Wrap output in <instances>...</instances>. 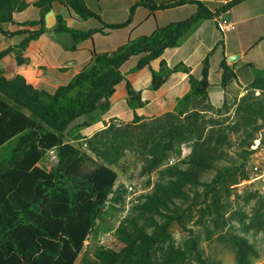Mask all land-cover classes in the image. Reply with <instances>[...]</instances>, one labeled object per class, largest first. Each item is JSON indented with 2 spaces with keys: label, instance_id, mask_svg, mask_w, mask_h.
I'll use <instances>...</instances> for the list:
<instances>
[{
  "label": "trees",
  "instance_id": "1",
  "mask_svg": "<svg viewBox=\"0 0 264 264\" xmlns=\"http://www.w3.org/2000/svg\"><path fill=\"white\" fill-rule=\"evenodd\" d=\"M244 1L247 0H229L212 11L200 0L161 3L133 0L127 20L111 25L103 23L89 10L85 0H36L33 6L39 10V19L21 26L29 24L39 26V29L9 31L6 25L16 24L15 14L30 5L27 0H0V36H24L18 44L1 51L0 59L13 55L17 66L26 64L23 54L29 44L47 34V18L53 15L54 3L82 21L93 19L101 24L100 28L82 31L68 27L61 15H56L55 25L50 29L56 35L70 38L71 45L66 49L71 52L76 51L77 44L92 41L97 34L106 36V30L126 28L138 8L154 14L188 4L195 6V12L186 20L158 27L149 36L129 39L111 52H92L89 65L53 94L33 87L21 75L7 79L0 72V264H76L84 243L102 221L106 206L122 200L120 190L114 194L118 175L112 165L119 162L125 147L138 148L148 165L146 170L151 171L169 154L180 156L179 146L190 140L193 142L190 156L186 161H179L184 169L177 165L167 169L169 179L144 195L143 202L138 205L143 224H139V219L127 218L118 228L117 240L123 244L122 249H98L92 258L83 257L80 264H187L192 260L205 264L194 239L190 238L184 249L174 245L169 228L174 222L180 223L181 217L174 215L172 210H176V201L187 197L186 187L203 188L202 198L210 200L204 209L222 219L221 199L217 191L214 193L215 188L234 185L240 177L245 178L239 172L248 160L255 133L264 128V124H258L261 118L264 120V104L255 109L252 100L243 97L237 110L238 114L243 113L240 121L226 126L215 119L205 121V115L216 110L207 92L208 57L203 61L200 80L195 79L185 65L171 69L162 61L157 72L151 71L152 91L159 90L171 75L179 72L188 75L189 79L190 91L178 102L173 113L151 121L134 114L132 123L112 121L89 139L80 135V129L89 127L91 122L108 112L110 98L122 82H125L127 106L132 111L144 107L140 93L125 80L120 70L130 58L140 57L132 72L147 68L165 50L179 47L202 22L217 20ZM221 69V87L225 93L223 105L226 106L228 88L236 74L225 60ZM250 89L260 90L264 95V78L255 77ZM84 116L91 117V121L71 127ZM233 132L243 133L251 140L242 144L247 151L237 155L242 164L238 169L230 165L216 168L214 163L224 156L222 149L228 145ZM83 139L87 140L85 145L89 151L102 159L101 163L74 145ZM52 151L57 163L51 170H46L40 164ZM212 169L215 170L214 180L201 182L202 174ZM147 227L153 231L149 232ZM231 243L237 264H251L255 249L239 235H232ZM163 244L166 248L158 260L153 261L157 248Z\"/></svg>",
  "mask_w": 264,
  "mask_h": 264
},
{
  "label": "rangeland",
  "instance_id": "2",
  "mask_svg": "<svg viewBox=\"0 0 264 264\" xmlns=\"http://www.w3.org/2000/svg\"><path fill=\"white\" fill-rule=\"evenodd\" d=\"M27 1L30 6L25 11L15 14L14 20L16 24L6 25L7 30L35 31L39 29V26L29 24L21 26L31 21H37L40 16L39 10L33 6L36 0ZM132 3L133 0H85L86 7L97 14L105 24L124 23L128 18ZM56 15H61L65 21L68 20L69 26L78 28L69 18L73 17L79 20L80 18L58 3L53 4V17ZM79 26V30L85 31L101 27V24L92 19L81 22ZM130 31L122 29L112 31L108 36L98 35L94 42L96 51L100 53L111 52L124 45ZM136 34H139V32ZM23 38L24 36L13 38H3L0 36V52L11 45L18 44ZM57 45L68 48L71 45L70 38L66 35H56L52 29H48L47 34L29 44L23 54V58L26 60L25 65L17 66L14 56L9 55L0 59V72L7 79L21 75L33 87L53 94L59 86L66 85L73 77L74 70L65 72L66 68L62 63L70 61L72 58L76 60L78 66L86 60L84 53L70 55L64 54L56 48L47 49ZM254 76L264 78V72H259ZM251 85H246V87L239 84L230 85L226 100L227 105H222L213 114L205 115V121L215 119L223 126L232 125L236 121H240L243 113H237L238 103L245 95V97H249L252 100L255 109L264 104V95L250 90ZM94 117H96L95 114ZM90 121L91 117L84 116L76 120L71 127H77L84 122ZM262 121L264 120L261 118L258 124H264ZM260 137L264 138V128L254 135V139ZM86 141H78L74 145L86 150L94 159L101 163L102 159L89 151L87 145H85ZM245 141L250 143L251 140H247L243 133H231L228 145L222 149L224 156L216 159L214 166L219 168L230 165L238 169L242 164V160L237 155L241 151H247V147L242 145ZM192 144L191 140L181 144L178 148L180 156L176 153L169 154L159 167L151 171L146 170L148 165L139 154L138 148L132 146L125 147V151L119 162L112 165V168L118 175V186L115 188L114 194H117L120 190L123 193L122 200L113 205L109 203L106 206L102 221L98 222L95 231L84 243L83 252L76 264H80L81 259L85 256L92 258L98 249L105 248L113 251H120L122 249L123 244L117 240L119 237L117 234L118 228L127 218L139 219L140 211L138 205L143 202L144 195L152 193L156 185L165 183L169 179L167 169L176 165L184 169L185 166H182L183 164L181 165L179 161H186V157L190 156ZM56 163V154L52 151L45 156L40 166L46 170H51ZM239 173V175L244 174L245 178L242 179L240 177L234 185L228 184L227 186L224 185L223 188H215L214 193L217 191L221 199L220 216H222V219L204 209L210 203V200L207 201L202 198L203 188L191 186L185 188L184 191L187 197L185 200L176 201V210H172L174 215L181 217V221L180 223L174 222L169 228V233L176 247L184 249L185 244L192 238L197 242L205 264H237L236 252L231 243V236L239 235L256 251V254L251 256V264H264V193L255 190L253 186L249 185L247 161L243 163V168ZM214 176L215 170H208L202 174L200 180L201 182L211 183L214 180ZM129 188H131V192H128ZM139 224H143L141 219H139ZM147 228L149 232L153 231V228ZM165 248L164 244L157 248L153 261L158 260ZM187 264L197 263L192 260Z\"/></svg>",
  "mask_w": 264,
  "mask_h": 264
},
{
  "label": "crops",
  "instance_id": "3",
  "mask_svg": "<svg viewBox=\"0 0 264 264\" xmlns=\"http://www.w3.org/2000/svg\"><path fill=\"white\" fill-rule=\"evenodd\" d=\"M155 1L161 3L171 0ZM200 1L210 10L214 11L229 0ZM194 12L195 6L190 4L170 10L157 11L154 14L143 8H138L131 24L123 29L131 30L126 42L138 36H149L158 27H165L170 23L186 20ZM69 20L75 23L78 28L80 27V23L83 22L73 17H70ZM221 21L232 23L235 29L227 32L220 31L218 24ZM66 22L68 27H73L68 25V20ZM96 28L100 27L91 29ZM112 31L106 30V36L110 35ZM138 32L139 34H136ZM98 35H95L92 41L77 44L75 52H71L60 45L47 49L56 48L64 54L70 55L85 54V62L80 63L78 66L76 60L72 58L70 61L62 63L66 68L65 72L74 70V77L79 71L89 65L92 52L96 54L100 53L96 51L94 44ZM232 56H238V59L228 62V59ZM206 57H208L209 63L208 97L211 105L215 109H218L223 105L225 98L224 90L221 87L222 61L225 60L226 64L236 74V79L230 85L249 86L255 80L254 75L264 72V0L244 1L226 14L220 16L217 20L202 22L192 34L182 40L179 47L165 50L159 59L154 60L149 67L138 72L134 73L132 70L140 57L130 58L120 70L125 80L131 84L136 92L140 93L141 100L145 103L144 107L132 111L127 106L125 82H122L115 88V92L110 98V109L108 112L91 122L89 127L80 130V135L84 139L91 138L109 126L112 121L130 124L134 119V114L145 121H151L173 113L178 102L190 91L188 75L181 72L173 74L159 90L152 91L150 89L151 71L157 72L162 61L171 69L182 64L190 69L195 79L200 80L202 77L203 61ZM254 91L259 92L261 95L260 90L256 89Z\"/></svg>",
  "mask_w": 264,
  "mask_h": 264
},
{
  "label": "built area",
  "instance_id": "4",
  "mask_svg": "<svg viewBox=\"0 0 264 264\" xmlns=\"http://www.w3.org/2000/svg\"><path fill=\"white\" fill-rule=\"evenodd\" d=\"M218 28L222 32H227L234 30L235 26L228 21H221ZM247 176L249 185L264 193V138H257L253 142L247 160ZM128 192H131V188Z\"/></svg>",
  "mask_w": 264,
  "mask_h": 264
},
{
  "label": "water",
  "instance_id": "5",
  "mask_svg": "<svg viewBox=\"0 0 264 264\" xmlns=\"http://www.w3.org/2000/svg\"><path fill=\"white\" fill-rule=\"evenodd\" d=\"M55 25V20L53 15L48 16L47 18V28L50 29ZM238 59V56H232L228 59V62H232L234 60Z\"/></svg>",
  "mask_w": 264,
  "mask_h": 264
}]
</instances>
